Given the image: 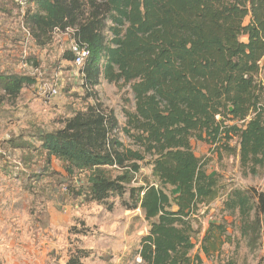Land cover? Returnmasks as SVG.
Wrapping results in <instances>:
<instances>
[{
    "label": "trees",
    "instance_id": "16d2710c",
    "mask_svg": "<svg viewBox=\"0 0 264 264\" xmlns=\"http://www.w3.org/2000/svg\"><path fill=\"white\" fill-rule=\"evenodd\" d=\"M22 25L39 47L71 29L89 51L79 67L83 84L121 82L134 96L122 126L99 104H87L57 128L33 131L37 148L69 177L84 175L79 194L89 201L128 195L122 205L139 208L148 225L139 249L144 264H204L191 254L193 216L218 197L219 185L191 140L218 157L222 149L234 153L244 172L264 168V0H26ZM63 57L72 60L73 53ZM34 81L31 74L0 71V106L13 104ZM140 162L155 182L133 185ZM222 204L239 214L242 236L259 239L263 191L232 189ZM214 230L224 233L223 223L205 229L199 251L208 258L219 250Z\"/></svg>",
    "mask_w": 264,
    "mask_h": 264
},
{
    "label": "rangeland",
    "instance_id": "374dc122",
    "mask_svg": "<svg viewBox=\"0 0 264 264\" xmlns=\"http://www.w3.org/2000/svg\"><path fill=\"white\" fill-rule=\"evenodd\" d=\"M9 1L17 4L15 0ZM18 9L19 6L12 22L16 27L11 33L21 39L24 32L17 26ZM71 38V33L55 32L48 45L35 48L30 41L32 46L26 55L22 54L33 61L29 66H36L44 81L56 82V96H43L35 80L34 85L21 90L13 104L0 106V264H68L75 255L80 256L79 264H144L139 249L148 225L141 210L126 209L122 205L128 195L122 199L111 196L103 203L89 201L85 193L79 194L85 192V184L79 182L84 175L75 173L69 177L61 162L55 158L47 160L37 148L39 144L33 136L36 134H32L38 129L59 127L65 117L87 104H99L111 112L120 126L126 120L125 110L134 109V96L128 84L106 80L92 88L83 84L79 67L63 57L70 51ZM13 43L11 64L16 67L22 59L18 58L19 48L27 40ZM117 136L135 147L122 133L117 132ZM11 140L29 144L23 149L13 148L8 143ZM229 144L234 150L235 139ZM191 145L206 163V169L217 174L219 185L218 197L207 206L200 205L193 216L195 233L191 254L200 255L205 229L214 221L223 223L225 231L214 230L220 245L210 258L212 264L230 261L264 264L262 236L256 241L242 236L237 211L222 207L225 195L232 189L264 192V168L250 174L241 170L238 157L228 154L227 149H222V156L218 157L205 142L193 139ZM140 164L137 182L133 185L142 184L144 179L155 182L150 166ZM166 191L170 192V188ZM173 193L177 194V190ZM259 217L264 229V213L260 211Z\"/></svg>",
    "mask_w": 264,
    "mask_h": 264
},
{
    "label": "crops",
    "instance_id": "0c3cea01",
    "mask_svg": "<svg viewBox=\"0 0 264 264\" xmlns=\"http://www.w3.org/2000/svg\"><path fill=\"white\" fill-rule=\"evenodd\" d=\"M17 8H18L17 4L14 5L12 1L0 0V65H1L0 71L16 72V73H21V74H31L32 75L33 69H36L37 67L34 66L33 68V66H29V64L32 65L33 61H31L29 57L25 59L22 55L26 53L29 46H32L33 41L30 38V35L26 33L25 31L26 29L22 25V15L24 11H22L21 13L20 12L21 9L20 11L18 9V12H17L19 13L18 16H20V22L19 24L17 23V26L22 28L24 32L23 36L20 39V37L16 38L14 35H12L13 33H11V29L16 27L15 23H14L15 26H13L12 22H13L14 14ZM22 40L23 41L27 40V43L24 46H20L19 48L20 54L18 55V58H22V59L20 60V62H18V65L14 67V64L13 65L11 64L12 56H14L12 47H14L15 44L13 42L19 41V43H22ZM34 47L36 48V45ZM36 79L37 78L35 77V80ZM31 85H34V84L32 83ZM31 85L24 86L22 90L30 87ZM208 172L210 173V171ZM261 224L262 225H261V230H260V236H262L263 238L261 247L264 252V233H262L264 229H263V223ZM200 257L204 264H212L211 259L206 257L202 252L200 253Z\"/></svg>",
    "mask_w": 264,
    "mask_h": 264
},
{
    "label": "built area",
    "instance_id": "2783aa9c",
    "mask_svg": "<svg viewBox=\"0 0 264 264\" xmlns=\"http://www.w3.org/2000/svg\"><path fill=\"white\" fill-rule=\"evenodd\" d=\"M15 2L17 3V6H19L20 9H23L24 11V8L26 6V0H15ZM25 31L29 35L28 30ZM66 33H72V30L67 29ZM71 39L72 41H71L70 51L73 53V59L71 61L76 66L80 67L84 59L88 56L89 51L84 46L80 45L74 38ZM34 74L37 76L36 83L43 96L53 97L58 94V86L56 82L53 83V82L44 81L43 78H41V72L37 68L33 69L32 75Z\"/></svg>",
    "mask_w": 264,
    "mask_h": 264
}]
</instances>
